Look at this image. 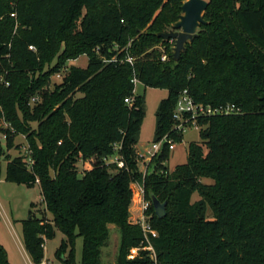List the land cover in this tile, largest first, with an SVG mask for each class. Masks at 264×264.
<instances>
[{
	"label": "trees",
	"instance_id": "16d2710c",
	"mask_svg": "<svg viewBox=\"0 0 264 264\" xmlns=\"http://www.w3.org/2000/svg\"><path fill=\"white\" fill-rule=\"evenodd\" d=\"M186 1L0 0V134L8 150L25 136L32 161L10 159L6 181L38 186L44 205L41 217L31 210L21 222L34 264L44 261L57 231L64 235L57 259L77 264L82 238L80 264H101L110 225L121 235L117 264H155L130 219L137 182L151 203L158 264H264V0H207L206 23L175 62L174 42L158 34L180 20ZM82 56L87 67L67 68ZM63 70L55 91L40 93L31 108V98ZM134 79L168 91L156 142L166 135L183 141L173 112L184 90L197 103L233 104L239 113L199 119L202 142L189 144L187 163L169 171L165 145L144 176L138 135L146 100ZM194 194L201 197L195 203ZM153 196L167 203L166 217H157ZM132 249L140 251L135 259ZM0 264H10L1 244Z\"/></svg>",
	"mask_w": 264,
	"mask_h": 264
},
{
	"label": "rangeland",
	"instance_id": "374dc122",
	"mask_svg": "<svg viewBox=\"0 0 264 264\" xmlns=\"http://www.w3.org/2000/svg\"><path fill=\"white\" fill-rule=\"evenodd\" d=\"M75 65L77 67H87L88 58L86 56L80 57L76 62L70 61L67 64V68ZM48 68L46 67V70ZM66 71H62L51 78V81L44 85L41 90L35 94L30 100L29 105L31 108H34L35 105H38L42 100L40 93H52L55 91L58 84L61 83L63 76ZM40 74L30 75V78L35 79L39 77ZM136 93L138 95L145 96V112L146 116L142 129L138 135V150L141 154H146L156 142V129H157V112L161 101L168 96L167 90L162 89H152L146 88L141 83L136 84ZM79 96V95H78ZM33 128H37V124H32ZM4 127H7L4 125ZM201 130L200 126H193L185 129L183 133V141H175V149L169 151V156L167 160L164 161V165L173 171L176 166L183 165L188 161V154L186 147L188 144L193 142L201 143ZM16 146L12 150L6 148V139L5 135L0 134V169H7V164L10 159L15 157L22 156L25 158V161L31 163L32 161L28 158L29 156V145L25 136H19L15 140ZM206 151V150H205ZM115 159H112L114 161ZM139 169L145 176V173L148 174L153 170L151 164H143L142 160L139 161ZM204 184H213V181L210 179H204ZM134 188V192H135ZM134 196V195H133ZM201 197L198 194H194L192 202L195 203L199 201ZM36 204V209H32V204ZM33 210V213L37 217H41L42 212L44 211V205L41 202V192L40 188L36 186L35 188H29L26 185H17L13 183H1L0 184V242L10 253L11 260L14 264H30L29 259L25 256L22 247H23V234L21 222L29 218L30 211ZM5 212V213H4ZM8 217H7V216ZM133 216L131 222L135 224L136 217ZM207 218L212 219L213 213L210 208L207 209ZM15 220L16 222H14ZM110 237L106 247L101 250V264H117L119 246L121 241V235L119 229L113 225L110 228ZM158 233V232H157ZM64 235L59 231L56 232V235L53 239L48 240L45 245V261L48 264H65L59 259L56 258L55 253L60 247ZM22 254L25 258L23 259ZM82 250H83V240L82 238L78 239L76 244V262L80 264L82 259ZM139 250L132 249L129 253V259H135ZM152 258L158 260L155 255H152Z\"/></svg>",
	"mask_w": 264,
	"mask_h": 264
},
{
	"label": "built area",
	"instance_id": "2783aa9c",
	"mask_svg": "<svg viewBox=\"0 0 264 264\" xmlns=\"http://www.w3.org/2000/svg\"><path fill=\"white\" fill-rule=\"evenodd\" d=\"M31 50H34V47H30ZM164 51V50H163ZM130 63H133V58H128L127 60ZM162 62L168 61V55L163 53L161 57ZM4 78L0 75V82H3ZM133 83L136 85L138 82L137 79L133 80ZM8 86L9 83L6 82ZM125 102L130 104L132 100L126 99ZM239 109L233 104L220 105L213 107L211 105H205L202 103L195 102L194 98L190 95L188 90H184L178 97L176 107L173 112L174 119V130L183 132L185 129L193 126H199L198 121L201 118L213 117V116H227L238 114ZM168 145L170 151L175 149V142L169 135L164 136L160 141L155 142L152 148L146 152V154H141L139 152V160H142L143 164H151L153 158L157 156L163 150L164 146ZM118 163L120 168L124 167V162L118 158L115 160ZM146 175V173H145ZM135 188V192H134ZM133 197L136 198V203L139 206V216L136 219L135 224L141 227V230L144 235L145 242L147 243V250L151 252V258L154 254L153 246L151 245V239L158 237V233L152 227L150 223V217L148 216V211L151 203L146 199V193L143 182H137L132 185ZM155 264L156 260L152 258ZM41 264H48L47 261H43Z\"/></svg>",
	"mask_w": 264,
	"mask_h": 264
},
{
	"label": "water",
	"instance_id": "95a60500",
	"mask_svg": "<svg viewBox=\"0 0 264 264\" xmlns=\"http://www.w3.org/2000/svg\"><path fill=\"white\" fill-rule=\"evenodd\" d=\"M207 0H188L182 6L180 20L169 30L159 33L158 37L174 42V61L178 62L182 52L186 50V44L192 42L198 36V30L205 24L204 13L208 8ZM152 204L158 218L167 216V203H162L156 196L152 197Z\"/></svg>",
	"mask_w": 264,
	"mask_h": 264
},
{
	"label": "crops",
	"instance_id": "0c3cea01",
	"mask_svg": "<svg viewBox=\"0 0 264 264\" xmlns=\"http://www.w3.org/2000/svg\"><path fill=\"white\" fill-rule=\"evenodd\" d=\"M74 62H76V61H74ZM188 147H189V144H188L187 147H186L187 154H188ZM171 171H172V170H171ZM1 183H7V181H6V169H5V170L0 169V184H1ZM41 202H42V199H41ZM4 213H5V212H4ZM138 214H139V206H138V204L136 203V198L133 197V198H132V204H131V206H130V219L132 220V219H133L132 217H133V216H136V215H138ZM6 216H7V215H6ZM7 217H8V216H7ZM136 218H137V217H136ZM13 221L16 222L15 220H13ZM21 227H22V224H21ZM111 227H113V225H110V228H111ZM110 231H111V229H110ZM22 234H23V231H22ZM0 241H1V240H0ZM0 244H1V242H0ZM1 245H2V244H1ZM2 246H3V245H2ZM3 247L5 248V246H3ZM5 249H6V248H5ZM22 250H23L25 256L29 259L30 264H34V263L32 262V260H31L30 256L28 255V253H27L25 247H24V242H23ZM6 251H7V253H8V258H9L10 264H14V263L12 262V260H11L10 253L8 252L7 249H6ZM20 253H21L23 259L25 260L23 254H22L21 249H20ZM44 260H45V259H44Z\"/></svg>",
	"mask_w": 264,
	"mask_h": 264
}]
</instances>
